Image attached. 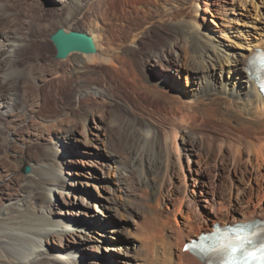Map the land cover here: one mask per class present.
Wrapping results in <instances>:
<instances>
[{"label": "bare ground", "instance_id": "1", "mask_svg": "<svg viewBox=\"0 0 264 264\" xmlns=\"http://www.w3.org/2000/svg\"><path fill=\"white\" fill-rule=\"evenodd\" d=\"M95 1L56 0L54 9L59 18L56 22H76L87 11L89 3ZM210 1L214 0H148L147 5H157V8L151 11L150 6L144 7L143 18L146 20L142 36L137 34L140 30L133 34L116 26L119 23L125 26V17L117 20L119 23L116 22L114 31H111L112 27L109 29L105 48L100 47L97 35L92 32L97 46L94 54L67 57L59 63L56 72H48L38 82L31 80L41 95L23 96L18 94L16 87L21 80L24 82L23 77L26 78L18 62L20 52L34 41L32 33L36 22L31 21L30 16V20L23 19L5 29L0 27V120L4 121L0 122V136L11 137L14 157L21 159V166L31 167L24 175H19L15 169L9 170L10 174L4 178L2 169L0 171V264H80L75 248L90 242V229L87 224L79 226L69 222L61 207L52 206L53 190L60 195L61 204H76L63 194L66 192L69 196L75 190L71 177L78 174L69 168L73 165L69 159L59 161L62 157L59 138L73 135L75 142H81L76 137L80 134L78 129H84L90 117H104L106 101L117 111L113 112V121L104 123V131L116 126L124 133L117 145L105 154L118 171L119 180L128 170L140 174L137 184L141 196L156 197L165 204L170 201V193H178L179 205L175 210L181 211L182 205L189 217L181 227L168 228L167 234L163 231L164 226L163 229L158 226L161 222L157 218H147L148 228L140 226L145 230L143 235L140 234L142 246H146L144 251L141 250L143 247L136 250L140 260L145 261L144 257L149 255V264H205L184 251L183 246L200 232L211 231L210 221L222 226L264 220V204L254 201V189H246L235 182L236 179L250 181L249 169L257 170L264 165V96L249 73L248 58L252 53L227 49L221 40L204 32L196 19L180 17L182 20L176 22H162L160 15H155L161 12L158 11L160 6H168L171 10V7L180 6L181 9L188 5L185 8L193 7L196 11L200 2L205 7ZM5 6L9 5L0 3L1 23L15 14ZM51 24L46 28L37 25V33L47 31ZM143 38L151 41H145V44ZM258 45L263 50L264 35L259 42L248 44L244 49L252 51ZM182 71L191 79V87L186 91H182L176 81ZM62 78L66 79L67 85L70 81L76 85L73 89L78 110L67 125L63 124L62 118L68 116L73 107L67 105L60 110L61 106L58 110L59 106L52 109L46 106V88L54 86L58 97ZM153 112L160 119H152L150 114ZM7 121L11 125L9 129L3 124ZM22 125L26 130H32L28 139L33 143L26 147V152L20 147L24 145L23 134L18 130ZM55 127L56 131L49 130ZM23 154L25 157H20ZM194 159L199 165L195 176L190 164ZM208 159H212V167L205 165ZM186 162L189 175L185 173ZM221 175L229 201L219 194L214 183V178ZM7 177L10 178L6 180ZM175 177L179 178V183ZM208 177L213 178V182ZM197 184L201 185L200 191L197 194L191 191L193 195H190V187ZM107 187L103 188L106 192ZM73 197L80 201L79 204L85 202L79 194ZM107 199L113 208L117 207L113 196ZM231 199H234L233 205ZM196 224H199L198 228ZM169 225L172 227V223ZM109 231L113 232L110 238L120 244L129 239L126 235L115 234V229ZM68 238L73 239L74 247L64 246L63 240ZM120 247L117 245L115 251L118 252ZM62 253L69 258H60Z\"/></svg>", "mask_w": 264, "mask_h": 264}, {"label": "rangeland", "instance_id": "2", "mask_svg": "<svg viewBox=\"0 0 264 264\" xmlns=\"http://www.w3.org/2000/svg\"><path fill=\"white\" fill-rule=\"evenodd\" d=\"M55 1L56 0H0V3H5V5H9L5 7H7L10 13H15L11 14L12 16L9 17V19L3 20L2 23L0 22L1 28L5 29L9 25L19 24L24 21L23 19L30 20V16L31 21L37 23H35L36 26L40 25L46 28L47 24L52 23L51 28H48L47 31L42 32L43 34L37 33V28H35L36 26H34L32 35H34L33 42H35V44L31 42L28 48L20 52V61L18 62V66L20 65L19 68H21V71H23L22 74L26 75V78H22L24 82L21 80V83L16 86L18 87L17 92L20 95H41L40 90L35 87L32 81L36 80V82H38V79L41 81L45 78L48 72L49 74L56 72L59 68V63H62L66 60H60L55 58L56 49L52 41L50 40L51 35L54 34L59 28H67L68 31L86 32L91 37L92 32H95L99 39L100 47L105 48L107 47L106 36H108V31L111 27V31L112 29L114 31V27L116 26H119L118 28L124 27L126 30L130 31V33L133 34L139 32L140 30V34H137L139 36H142L141 32H143L144 30L146 20V18H143V11L145 8L147 9V7L150 6L149 4H146L148 3V0H112V3L110 2V0H97L95 1L97 3L96 5L95 2H92V4H90L91 2L89 3L87 11L76 22L70 24H59V22H56L59 18L56 14L57 12L55 13L54 9ZM156 6L151 5L149 9L151 11H156ZM187 6L184 5V8H181L182 10L180 9V6L171 7V10L167 9L168 6H160L158 7V11L161 10V12H158L155 15H160V19L162 20V22H171L172 20V22H176L177 20L182 19L193 21L196 19L202 25V28L205 30L204 32L210 33L213 38L216 37L217 39L221 40L226 45L225 47L231 51H241L245 54H253L257 51V49H262L261 45L253 47L252 51L245 50L244 48L248 44L259 42L260 39H262V36L264 35V0H220L219 2L217 0H214L210 1V3L205 7H203L200 2L199 7L196 11H194L193 7H188V9L185 8ZM124 17L126 19V25L122 26L123 24H120L118 22V19H122ZM11 20H13L14 22ZM12 22L15 24H13ZM116 22L119 23V25H116ZM97 28L100 29L99 32L97 31ZM154 39L156 40L155 37H152L153 41ZM145 41L150 42L151 39L148 40V38H143L142 42L146 44L147 42ZM74 55H76L77 57L78 55H81V53H73V55L71 54L69 55V57L74 58ZM32 73L34 74L32 75ZM160 73L163 72H161L160 70ZM63 80L61 81L62 86L61 91L59 93V96L61 97L58 96L60 99L56 97L57 95L55 94L54 86L50 87V89L46 88V106L50 109H52L54 106H59L57 107L58 110L61 106L62 107L60 108V110L67 105L73 107L71 113L68 116H64L62 118L63 124L67 125L68 122L72 120L71 117H73L74 113L77 112L78 106H76L74 101L75 92L73 88H75L74 86H76L74 85L75 82L70 81L71 84L68 82L69 84L67 85L66 79L64 78ZM176 81L178 83L177 85H179L182 91L189 90L191 87V79L186 75L185 71L180 72L179 77L176 76ZM61 84L59 83V85ZM69 88L71 89V91L69 90ZM115 101L118 102L117 100ZM105 103L107 107L106 114L104 115L105 118L102 116L99 117L98 115L96 117H90L86 123V127H84V129H82L81 127L78 129L80 134H78L76 137L79 138V141L81 142H75L76 138L73 135H68L64 138H59V146H61L59 147V151H61L62 153V157L59 159V161L62 163L63 161L69 159L71 162H73L72 167L69 168L72 170V172L76 171V173L78 174L77 176L76 174H74V177L70 176L72 178V183L75 184V190L71 191L69 193V196H67L66 192H64L63 194L68 197L66 198L67 200L70 198L68 201L76 204H72L73 206L65 205L63 203L61 204L60 195L57 193V191L53 190L51 194L53 201L52 206L54 208L61 207V209L63 210V214H65L69 222H72L73 224L79 226L87 224L88 228L90 229L88 231V233L91 232L89 234V237H91L90 242L86 244L84 243L75 248V251L77 252L76 258L80 264H90V261L91 264H124L125 262L134 264H145L146 262V264H149V261H151V257L149 255L147 257L145 256V261H143L140 260V258L137 256L138 251L136 252V250H140L142 247V251L146 249V246H142L143 239L141 235H143V231H145L144 229L148 228L147 218L148 220L153 216L157 218L159 220L158 222H161V224H159L158 226H164V229L163 227L162 229L163 231H166L165 234H167L168 228L173 229L175 227H181L185 221H188L189 217L187 218L188 215H186V212H184L182 205L180 207L181 211L175 210L177 205H179L180 196L177 195L178 193H170V201L165 204L159 198L157 199L155 197L153 199L152 197L148 198L147 196H141V188L137 184V179H139L140 174L138 176L136 172L128 170L125 173V177L119 180L118 171L116 170L114 165L105 157V154L106 152H108L109 148H114V146L117 145V142H119L123 138L122 136L124 135V133L123 130H117L116 126H113L114 128L112 127L113 129L111 128V130L104 131V123L107 124L113 121V112L116 113L117 111L115 108L109 106L110 103H108L107 101ZM113 109H115V111H113ZM153 113L150 114L152 119H160L156 113ZM69 116L70 118H68ZM0 122L4 121L0 120ZM9 123L10 121H7L3 124L5 127L8 128L11 127ZM12 127L14 126L12 125ZM56 129L57 127L49 130L56 131ZM106 129H108V126ZM18 130H20L23 134L21 140L24 142V145H20V147L23 148V150L26 152V147L29 146L30 143H33L31 139H28V133L31 134L32 130L27 129V131L23 125L18 128ZM106 132L108 135L106 134ZM119 134L121 135L120 137ZM223 138L225 139V137ZM13 142L14 141L11 137L0 136V171L2 169L3 178L5 177V175H7V173L10 174L9 170L14 171L15 169L19 175L26 174L24 171L26 167H29L31 171V167L29 165L21 166V159H19V157H14ZM85 142L87 143L83 144ZM6 147L8 148L6 149ZM89 153L92 154L89 155ZM93 154H98L99 156L96 157L93 156ZM25 155L26 154H23V156L20 155V157H25ZM204 163L205 165L212 167V159H208ZM190 164L191 173H193V175L195 176V170L198 169L199 165L195 163V159L194 162L192 160ZM185 169L186 175H189L190 172L188 170L187 162ZM248 173L251 176L250 181L241 182L236 179L235 182L246 189H254V191L256 192L254 201L259 202L263 205L264 165L260 166V168L257 170L250 168ZM222 175L220 177H215L214 183L217 184V191L219 192V194L222 196L224 195L223 197H225V199L229 201L230 199H227L228 195L226 194V188L223 187V183L221 182ZM236 176H234V178H236ZM150 177L152 178L153 176L150 175ZM9 178L7 177L6 180H8ZM175 179L176 183H179V178L175 177ZM208 179L210 182H213L211 180L213 178L208 177ZM119 181L121 182V184ZM117 184L118 187H116ZM104 186H108L106 188L108 190L107 192L103 189ZM200 188L201 185L198 184L196 185V187H190V195H193L192 192H195V194H197L200 191ZM74 194H79L80 196L85 198V202H82L83 205L79 204L80 201L75 200V198L73 197ZM111 196H113V198L117 200V209L113 208L110 203V200L107 199V197L109 198ZM156 200H158V204L156 203ZM231 200L233 205L234 199ZM204 204L205 202L203 203V205ZM99 211L102 213H100ZM159 214L161 217L159 216ZM213 219L216 220L212 217V220ZM165 221L168 222L166 223ZM171 223L172 227L171 225H169ZM216 223L217 222L213 223L210 221L209 225L212 228L213 224ZM198 225L199 224H196L197 228ZM140 226H142V228L144 229H142ZM165 226L167 228H165ZM110 229H115V234H119L121 236L126 235L125 237H128L129 239L126 240V242L124 243H118L116 240L110 238L111 235H113V232L109 231ZM136 232H138L137 234L139 235V237ZM140 238L142 239V241ZM72 240V238H68V240H63L64 246L66 247L69 244L74 247V245L71 243ZM117 245L121 246L120 250H117L118 252L115 251ZM166 247L168 250L170 249V246L168 244ZM44 249H46L47 251V248L44 247ZM135 256L136 258L133 259ZM60 258L66 260L67 258H69V255H64L62 253L60 255ZM92 261H94L95 263H92Z\"/></svg>", "mask_w": 264, "mask_h": 264}, {"label": "water", "instance_id": "3", "mask_svg": "<svg viewBox=\"0 0 264 264\" xmlns=\"http://www.w3.org/2000/svg\"><path fill=\"white\" fill-rule=\"evenodd\" d=\"M55 49V58L64 60L72 53L81 54H94L96 52V46L92 37L86 32L81 31H68L63 28H59L54 34L51 35ZM25 173H28L30 169L25 168Z\"/></svg>", "mask_w": 264, "mask_h": 264}]
</instances>
